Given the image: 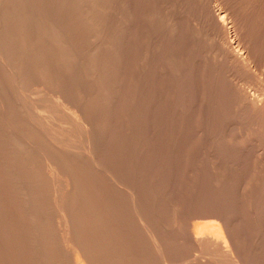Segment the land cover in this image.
Returning <instances> with one entry per match:
<instances>
[{"label": "bare ground", "instance_id": "bare-ground-1", "mask_svg": "<svg viewBox=\"0 0 264 264\" xmlns=\"http://www.w3.org/2000/svg\"><path fill=\"white\" fill-rule=\"evenodd\" d=\"M104 4L0 0V264H239L220 213L179 219L177 257L151 226L139 198L142 177L131 181V156L120 158L109 140ZM221 15L217 30L225 27ZM220 37L219 48L234 57ZM246 91L252 108L259 102Z\"/></svg>", "mask_w": 264, "mask_h": 264}, {"label": "rangeland", "instance_id": "rangeland-1", "mask_svg": "<svg viewBox=\"0 0 264 264\" xmlns=\"http://www.w3.org/2000/svg\"><path fill=\"white\" fill-rule=\"evenodd\" d=\"M103 7L102 77L116 88L105 97L109 140L115 154L131 156L120 157L130 158V180L142 177L139 198L164 251L180 256L179 219L220 213L239 264H264V0H105ZM217 13L225 14L223 32ZM219 36L236 57L219 48Z\"/></svg>", "mask_w": 264, "mask_h": 264}]
</instances>
